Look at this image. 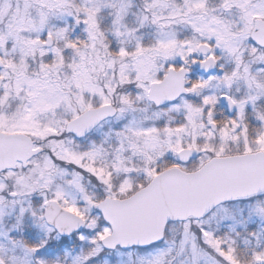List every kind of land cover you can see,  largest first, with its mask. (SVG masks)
<instances>
[{
  "label": "snow or ice",
  "instance_id": "snow-or-ice-1",
  "mask_svg": "<svg viewBox=\"0 0 264 264\" xmlns=\"http://www.w3.org/2000/svg\"><path fill=\"white\" fill-rule=\"evenodd\" d=\"M0 264H264V0H0Z\"/></svg>",
  "mask_w": 264,
  "mask_h": 264
}]
</instances>
